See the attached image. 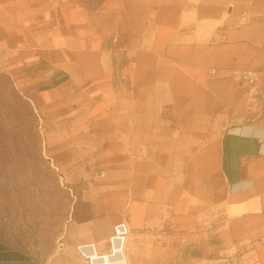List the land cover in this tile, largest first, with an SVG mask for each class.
Segmentation results:
<instances>
[{"label": "crops", "instance_id": "0c3cea01", "mask_svg": "<svg viewBox=\"0 0 264 264\" xmlns=\"http://www.w3.org/2000/svg\"><path fill=\"white\" fill-rule=\"evenodd\" d=\"M91 21L77 50L93 75L50 55L66 77L34 95L53 120L78 96L96 145L88 232L53 264H155L126 238L142 185L167 174L191 240L178 261L264 264V0H97ZM0 264L48 263L0 238Z\"/></svg>", "mask_w": 264, "mask_h": 264}, {"label": "rangeland", "instance_id": "374dc122", "mask_svg": "<svg viewBox=\"0 0 264 264\" xmlns=\"http://www.w3.org/2000/svg\"><path fill=\"white\" fill-rule=\"evenodd\" d=\"M96 6L97 0H0V238L48 264L67 249L71 225L88 223L94 213L96 145L78 96L77 109L53 120L34 95L66 77L51 78L61 64L50 55L64 61L65 52L80 48ZM151 178L141 187L127 244L144 261L184 264L175 250L191 240L178 237L187 229L177 223L176 175ZM236 257L233 264L244 263ZM223 259L209 264H227Z\"/></svg>", "mask_w": 264, "mask_h": 264}, {"label": "bare ground", "instance_id": "6f19581e", "mask_svg": "<svg viewBox=\"0 0 264 264\" xmlns=\"http://www.w3.org/2000/svg\"><path fill=\"white\" fill-rule=\"evenodd\" d=\"M73 54L76 55L79 59V62H82L84 63V65L86 66V69H87V73L89 75H93V72H91L92 68L90 66V63H92V58H89L87 53L83 52L82 50H77L76 48L73 50ZM90 62V63H89ZM134 207V206H133ZM134 211V209H132ZM82 232H88V226H80L79 224L77 223H74L73 225H71L70 227V234H81ZM67 233V232H65ZM66 236L67 234H65L64 236V240L66 239ZM69 242V237H67L66 239V243ZM65 243V244H66ZM118 249H116L117 251ZM133 254L132 252L129 253L128 255V264H134L135 263V260L133 259ZM115 260L112 261H105V262H102V261H96L95 258H93V261H92V264H114Z\"/></svg>", "mask_w": 264, "mask_h": 264}]
</instances>
